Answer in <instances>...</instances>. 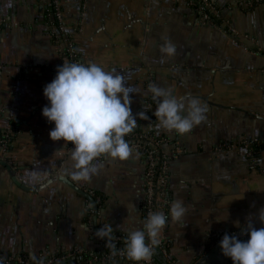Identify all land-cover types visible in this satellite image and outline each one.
I'll list each match as a JSON object with an SVG mask.
<instances>
[{
    "label": "crops",
    "instance_id": "1",
    "mask_svg": "<svg viewBox=\"0 0 264 264\" xmlns=\"http://www.w3.org/2000/svg\"><path fill=\"white\" fill-rule=\"evenodd\" d=\"M49 1L0 0V138L14 126L5 157L0 147V258L9 264L75 251L94 256L104 242L94 233L103 224L125 240L128 209L135 207L136 228L142 221L141 154L99 157L98 174L76 182L68 176L70 144L49 139L53 125L41 116L42 88L59 63L43 22ZM60 1L82 64L123 74L133 115L147 116L134 129L159 133L165 154L179 152L168 163L165 214L177 199L187 211L163 229L167 250L155 253L160 262L192 264L214 235L243 230L249 218L261 227L255 217L264 207V2L213 0L219 18L204 22L186 0ZM166 42L175 47L170 57L160 51ZM151 84L177 99H198L205 119L183 135L158 130ZM53 174L96 196V213L64 184L46 185ZM76 257L57 264H76Z\"/></svg>",
    "mask_w": 264,
    "mask_h": 264
},
{
    "label": "clouds",
    "instance_id": "2",
    "mask_svg": "<svg viewBox=\"0 0 264 264\" xmlns=\"http://www.w3.org/2000/svg\"><path fill=\"white\" fill-rule=\"evenodd\" d=\"M160 51L170 57L175 54V47L166 42ZM131 91L123 74L116 69L105 71L92 62H63L51 82L43 86L42 95L47 104L41 108V116L53 125L48 132L50 140L71 144L68 176L72 181L90 182L100 170L101 166L94 161L101 156L124 161L132 155L133 149L124 137L136 127L137 119L147 116L144 112L133 115ZM148 91L156 102L153 116L158 121V130L183 135L205 119L206 108L196 98L177 99L155 84L149 85ZM26 175L31 182L39 181L36 173ZM134 210V205L128 209L130 227L126 229L123 248L117 249L113 226L109 223L99 227L94 236L103 240L114 255L122 252L133 264H149L166 224L181 222L187 209L183 201L174 200L167 214H148L140 222V228L135 227ZM255 219L261 227H255L249 218L241 230V235L247 234V240L225 233L218 242L221 254L231 264H264V207L258 210ZM81 227L87 231L86 225Z\"/></svg>",
    "mask_w": 264,
    "mask_h": 264
},
{
    "label": "built area",
    "instance_id": "3",
    "mask_svg": "<svg viewBox=\"0 0 264 264\" xmlns=\"http://www.w3.org/2000/svg\"><path fill=\"white\" fill-rule=\"evenodd\" d=\"M188 1V5L192 7L194 10L198 11L200 18L204 22L216 21L219 18V11L214 6L213 0H186ZM196 1V3H195ZM264 2V0H258V2ZM61 1L60 0H50L48 6L45 10L47 20H50L52 11L53 16L57 22V26H53L50 22L45 23V26L50 29V35L52 37V41L54 46L56 47L59 54V63L54 68V72L56 74V69L58 66L62 65L63 62H77L80 63V53L74 45L73 40L70 35L65 31L63 26V18L61 11ZM82 64V63H81ZM135 130V129H133ZM12 131L10 128H7L2 132V137L0 138V147L3 152L4 157L9 150L10 147V135ZM124 139L128 142L130 147L133 149V152H137L141 154L144 161V174H143V182H142V193L141 200L138 203V209L143 219L152 212H163L165 213L167 207V200L165 189L167 187L169 181L168 175V163L171 157L179 154L178 151H175L172 156L165 154L162 151V146L165 144L163 138L156 132H136L132 131L127 134ZM70 144V143H69ZM71 146V144H70ZM105 157V156H101ZM100 157V158H101ZM248 157H250V153H248ZM7 158V157H6ZM5 159V158H4ZM6 160V159H5ZM6 162L10 163L8 160ZM228 233L229 235H236L238 239L247 240V234L241 235V230L237 231H229L223 232L218 235H214L210 241L216 242L221 239V237ZM114 242L119 245H124L125 240H123L120 236H114ZM99 252L104 253L108 251L107 255H104L101 258H94L89 261L88 264H113L116 263L117 259H121L124 264H133L126 255L122 252H118L117 254H113L107 247L104 246V242H100ZM163 241L160 239L159 245L156 247L155 253L161 252L164 254V249H162ZM82 252L75 251L71 254H65L64 256H47L42 259L39 258L31 262L25 258H18L14 260V264H57L60 262H64L67 259L74 258L78 256ZM114 260V262H113ZM11 260H4L0 258V264H9ZM112 262V263H111ZM143 264V262H141ZM149 264H155L153 262V256L149 262Z\"/></svg>",
    "mask_w": 264,
    "mask_h": 264
},
{
    "label": "water",
    "instance_id": "4",
    "mask_svg": "<svg viewBox=\"0 0 264 264\" xmlns=\"http://www.w3.org/2000/svg\"><path fill=\"white\" fill-rule=\"evenodd\" d=\"M1 165L6 170H11L10 166H8L5 162H1ZM54 182H60L64 184L76 195L83 198L91 208L92 212L96 213V203L93 197L88 192L83 191L82 189L69 182L67 179L62 178L57 174H53L52 176H50V178L46 180L45 183L46 185H49ZM219 241L208 243L203 253L192 264H231V260L221 254L220 249L218 247ZM116 247L117 249H121L124 247V245H118Z\"/></svg>",
    "mask_w": 264,
    "mask_h": 264
},
{
    "label": "trees",
    "instance_id": "5",
    "mask_svg": "<svg viewBox=\"0 0 264 264\" xmlns=\"http://www.w3.org/2000/svg\"><path fill=\"white\" fill-rule=\"evenodd\" d=\"M252 1H254V2H258V0H252ZM195 3H196V1H195ZM61 11H62V6H61ZM50 15H51L50 20H47V18H46V13L44 12V14H43V22H44V24L50 22L54 27L57 26V22H56V20H55V18H54V16H53L52 11L50 12ZM49 31H50V29H49ZM80 59H81V55H80ZM80 63H82V59H81ZM11 127H12L11 131H13V132H12L11 135H10V141L12 142V140H13V134H14V126L11 125ZM132 131L140 132V131L137 130V129L132 130ZM254 150H256V151H258V150H262V147H261V146H257V147H255ZM167 185H168V184H167ZM165 194H166V197H165V198H166V200H168V197H167V187H166V189H165ZM92 197L94 198V201H96V196H92ZM165 213H166V211H165ZM162 249H164V251L167 250V248L165 247L164 244H162ZM158 251H159V250H158ZM158 251H157V252H158ZM108 253H109L108 251H105L104 253L97 251V252L95 253L94 256H93V255L91 256V255H86V254H80V255H78V256L75 258L74 261H75L76 264H88V262L91 261V260H93L94 258H101V257H103L104 255H107ZM117 253H118V252H117ZM113 262H114V260H113ZM153 262H154L155 264H162V263L160 262L158 256H156V255H153ZM111 263H112V262H111ZM116 263H118V264H124V262H123L121 259H117V260H116Z\"/></svg>",
    "mask_w": 264,
    "mask_h": 264
}]
</instances>
